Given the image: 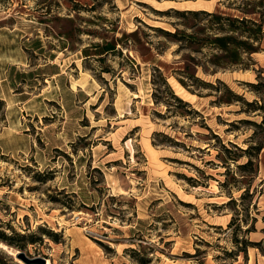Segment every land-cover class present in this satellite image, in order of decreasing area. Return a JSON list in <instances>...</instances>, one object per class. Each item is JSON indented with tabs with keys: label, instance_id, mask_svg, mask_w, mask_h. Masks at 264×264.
Instances as JSON below:
<instances>
[{
	"label": "rangeland",
	"instance_id": "374dc122",
	"mask_svg": "<svg viewBox=\"0 0 264 264\" xmlns=\"http://www.w3.org/2000/svg\"><path fill=\"white\" fill-rule=\"evenodd\" d=\"M236 3L0 0L2 264H25L17 251L139 264L132 249L148 264H264V84H247L264 82V50L253 68L217 73L240 100L215 103L231 96L220 85L192 102L169 82L183 53L148 27L171 28L175 15L159 12L171 7L239 13ZM116 38L122 53L97 46ZM161 44L171 89L147 53ZM230 141L252 145V165L231 158L241 151ZM244 239L257 243L245 253Z\"/></svg>",
	"mask_w": 264,
	"mask_h": 264
},
{
	"label": "trees",
	"instance_id": "16d2710c",
	"mask_svg": "<svg viewBox=\"0 0 264 264\" xmlns=\"http://www.w3.org/2000/svg\"><path fill=\"white\" fill-rule=\"evenodd\" d=\"M235 9L239 13H230L220 9H178L169 8L159 12L166 14L173 13L178 20L171 23V28L148 25V27L161 35L167 42H174L177 44L175 52L183 53L181 62L177 66H172L170 74L174 76L187 90L194 94L200 95L203 89H214L220 85L231 95L230 97L219 96L214 102L224 103L232 100H240V95L236 93L230 85L222 78L217 76L219 71L234 70V69H248L253 68L255 63L253 54L264 50V0H237ZM235 2V1H234ZM233 2V4H234ZM140 30L136 29L131 32V36L139 41ZM150 45V41H146ZM105 52L122 53V46L120 38L115 40H105L102 44L98 43ZM163 45L155 47L153 53L152 46L148 47L147 53H150V61L154 63V70L159 72L162 76L165 86L171 89L167 77L163 76L162 66L168 67L167 63L159 61L156 63V53H164ZM135 62L134 59H132ZM202 73V75L199 74ZM257 83L247 82V84L255 87L256 92H260V86L264 84L261 81V75ZM213 78V79H212ZM206 94V95H211ZM176 98L183 102V100L176 96ZM2 101V100H0ZM189 104V102H187ZM249 105H255V101L246 102ZM261 107L248 110V112L258 110ZM257 124L256 122H254ZM264 124V117L261 121ZM219 138L218 134H214ZM169 138V142L173 145L179 144L178 141ZM221 142V139H220ZM223 151L231 152V149L224 143H220ZM230 144L237 147L241 153L233 155L231 158L238 160L244 154L248 155V160L239 164L240 167H246L253 164V157L249 154L252 145L242 148L236 143L230 141ZM261 150L262 145L256 147ZM247 190V189H246ZM233 200V199H231ZM233 219L229 224L233 223ZM247 232L251 231L250 227L245 229ZM50 235V234H49ZM4 239L8 244H14L6 235ZM25 236V235H23ZM52 236V235H51ZM35 241V239H32ZM244 247L239 250L244 253L248 245H256L253 241L244 239ZM241 242V241H240ZM131 257L139 262V264H148L152 261L151 258L140 259L135 255L136 251L132 249ZM0 264H2L0 262ZM121 264H130L123 262Z\"/></svg>",
	"mask_w": 264,
	"mask_h": 264
},
{
	"label": "bare ground",
	"instance_id": "6f19581e",
	"mask_svg": "<svg viewBox=\"0 0 264 264\" xmlns=\"http://www.w3.org/2000/svg\"><path fill=\"white\" fill-rule=\"evenodd\" d=\"M246 74L248 75L249 73L248 72H246V73L240 72L237 74V76L242 78ZM169 82L172 85V87L175 89V92L179 96L184 98L185 100L196 102L197 99L199 98L197 95L189 92L174 76L169 77Z\"/></svg>",
	"mask_w": 264,
	"mask_h": 264
},
{
	"label": "water",
	"instance_id": "95a60500",
	"mask_svg": "<svg viewBox=\"0 0 264 264\" xmlns=\"http://www.w3.org/2000/svg\"><path fill=\"white\" fill-rule=\"evenodd\" d=\"M16 256L20 258L25 264H47V259L45 257L42 256L29 257L23 251H17Z\"/></svg>",
	"mask_w": 264,
	"mask_h": 264
},
{
	"label": "crops",
	"instance_id": "0c3cea01",
	"mask_svg": "<svg viewBox=\"0 0 264 264\" xmlns=\"http://www.w3.org/2000/svg\"><path fill=\"white\" fill-rule=\"evenodd\" d=\"M125 5H128V1L125 3ZM205 9V8H203ZM84 264H99V260L97 259V257H91L90 259H88V263H86V261H84Z\"/></svg>",
	"mask_w": 264,
	"mask_h": 264
}]
</instances>
